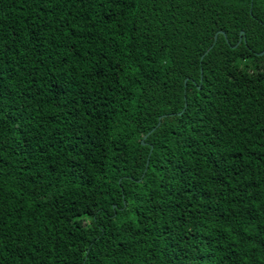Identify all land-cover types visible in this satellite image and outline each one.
<instances>
[{
	"label": "trees",
	"instance_id": "trees-1",
	"mask_svg": "<svg viewBox=\"0 0 264 264\" xmlns=\"http://www.w3.org/2000/svg\"><path fill=\"white\" fill-rule=\"evenodd\" d=\"M263 51L264 0H0V264H264Z\"/></svg>",
	"mask_w": 264,
	"mask_h": 264
},
{
	"label": "water",
	"instance_id": "water-1",
	"mask_svg": "<svg viewBox=\"0 0 264 264\" xmlns=\"http://www.w3.org/2000/svg\"><path fill=\"white\" fill-rule=\"evenodd\" d=\"M219 33L225 35V32H223V31H219V32L215 35V40L217 39V35H218ZM243 34H244V31H241V34H240V41L242 40V35H243ZM260 54L263 55V54H264V51H263L262 53H260ZM145 138H147V135L145 136ZM143 144H144V142H143Z\"/></svg>",
	"mask_w": 264,
	"mask_h": 264
}]
</instances>
